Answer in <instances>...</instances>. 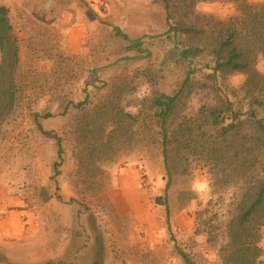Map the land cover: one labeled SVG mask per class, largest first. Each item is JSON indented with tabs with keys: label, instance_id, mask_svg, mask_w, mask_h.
Returning a JSON list of instances; mask_svg holds the SVG:
<instances>
[{
	"label": "rangeland",
	"instance_id": "374dc122",
	"mask_svg": "<svg viewBox=\"0 0 264 264\" xmlns=\"http://www.w3.org/2000/svg\"><path fill=\"white\" fill-rule=\"evenodd\" d=\"M253 4L264 0H248ZM11 11L21 48L18 101L0 127V264H216L222 244L197 234V212L221 224L233 191L215 193L209 174L196 166L178 169L173 183L153 133L140 129L107 136L109 150L80 167L76 154L79 122L144 70L160 76L161 91L178 90L187 71L207 60L177 64L170 51L183 43L158 38L169 24L160 0H0ZM197 11L227 20L233 4L203 3ZM132 40L143 39V53L129 52L114 28ZM151 53L152 56L147 57ZM143 56L140 59H127ZM245 76L230 78L240 91ZM121 106L138 112L148 92L144 81ZM89 103L44 123L62 140L59 159L54 137L43 136L33 114H59L73 101ZM241 95V94H239ZM199 99H193L195 108ZM152 128V125H148ZM150 128V129H151ZM152 130V129H151ZM112 131V128L108 130ZM105 143V142H104ZM112 148V149H111ZM110 151V152H108ZM99 153V152H98ZM60 164V166H57ZM148 178L153 190L142 188ZM168 196L166 207L157 197ZM217 216V218H216ZM260 245L264 249V228Z\"/></svg>",
	"mask_w": 264,
	"mask_h": 264
},
{
	"label": "trees",
	"instance_id": "16d2710c",
	"mask_svg": "<svg viewBox=\"0 0 264 264\" xmlns=\"http://www.w3.org/2000/svg\"><path fill=\"white\" fill-rule=\"evenodd\" d=\"M160 1L169 27L158 38L168 36L183 43L182 48L170 51V57L177 64L185 63L189 67L196 60H207L201 73L206 72L198 79L199 70L191 68L178 90L171 94L157 87L161 78L150 69L135 74L123 86L113 85L111 95L95 107L93 115L79 122L78 164L84 167L100 158L105 149L109 150L111 146L105 137L115 131L128 134L140 129L144 134L153 133L164 158L168 188L178 169L186 173L196 166L209 174L215 193L233 191L232 203L221 224L212 226L213 218L204 220L201 211L196 214L197 234H205L212 245L221 236L216 264H264V249L260 245L264 228V3ZM203 3L233 4L238 13L220 20L198 13L197 7ZM113 33L127 43L129 52L145 51L143 39L132 40L117 27ZM20 61V40L11 11L0 4V127L18 101ZM237 74L244 75L245 81L240 91L232 89L228 93L229 80ZM142 81L149 92L140 99V110L126 111L122 102L138 93ZM196 97L197 108L192 104ZM88 103L87 95L84 102L71 101L57 115L33 114L40 133L56 139L61 160L62 140L54 132L45 130L44 123L67 115L71 109L85 112ZM110 128L112 131L108 134ZM155 201L169 213L168 196L157 197ZM178 251L185 264H195L188 254Z\"/></svg>",
	"mask_w": 264,
	"mask_h": 264
},
{
	"label": "built area",
	"instance_id": "2783aa9c",
	"mask_svg": "<svg viewBox=\"0 0 264 264\" xmlns=\"http://www.w3.org/2000/svg\"><path fill=\"white\" fill-rule=\"evenodd\" d=\"M141 185L142 188L147 192H151L154 188L153 183L146 177L142 178Z\"/></svg>",
	"mask_w": 264,
	"mask_h": 264
}]
</instances>
